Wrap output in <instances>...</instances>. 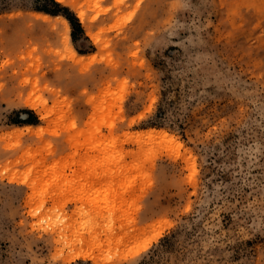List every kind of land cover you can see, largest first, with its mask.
Returning a JSON list of instances; mask_svg holds the SVG:
<instances>
[{"label": "rangeland", "instance_id": "obj_1", "mask_svg": "<svg viewBox=\"0 0 264 264\" xmlns=\"http://www.w3.org/2000/svg\"><path fill=\"white\" fill-rule=\"evenodd\" d=\"M55 1L0 0V264H264V0Z\"/></svg>", "mask_w": 264, "mask_h": 264}, {"label": "trees", "instance_id": "obj_2", "mask_svg": "<svg viewBox=\"0 0 264 264\" xmlns=\"http://www.w3.org/2000/svg\"><path fill=\"white\" fill-rule=\"evenodd\" d=\"M49 2H51L54 6L55 9L50 10L49 8L43 7V8H39V11L45 12L47 14H51V15H63L70 23L72 29H73V33H72V38H75V32L76 31H80L83 33L82 27L80 26L78 20L75 17H71L69 16L66 11H68L67 8H64L61 6V4H59L58 2H56L55 0H48ZM175 237V234L171 235V237H168L165 239L163 246L167 247L172 245L171 240Z\"/></svg>", "mask_w": 264, "mask_h": 264}, {"label": "bare ground", "instance_id": "obj_3", "mask_svg": "<svg viewBox=\"0 0 264 264\" xmlns=\"http://www.w3.org/2000/svg\"><path fill=\"white\" fill-rule=\"evenodd\" d=\"M146 134H147V136H149V137H154V135H155V136H156V135H157V136L159 135V136H161V137H165V138H167L168 135H169V134L166 135L164 132H156L155 130H152V131H150V132H147ZM149 137H148V138H149ZM169 137H170V135H169ZM156 138H157V137H156ZM165 138H163V139H165ZM167 139H168V138H167ZM167 142H168V141H167Z\"/></svg>", "mask_w": 264, "mask_h": 264}]
</instances>
